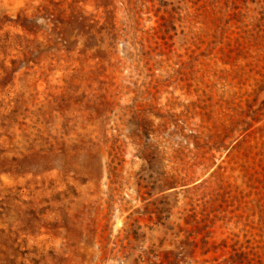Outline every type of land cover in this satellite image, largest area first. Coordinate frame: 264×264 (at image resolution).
Wrapping results in <instances>:
<instances>
[{"label":"rangeland","instance_id":"1","mask_svg":"<svg viewBox=\"0 0 264 264\" xmlns=\"http://www.w3.org/2000/svg\"><path fill=\"white\" fill-rule=\"evenodd\" d=\"M0 264H264V0H0Z\"/></svg>","mask_w":264,"mask_h":264}]
</instances>
